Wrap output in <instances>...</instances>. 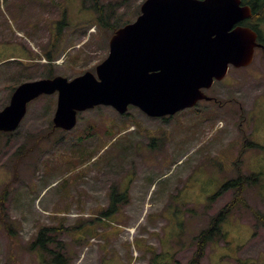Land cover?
I'll return each instance as SVG.
<instances>
[{
    "label": "rangeland",
    "instance_id": "rangeland-1",
    "mask_svg": "<svg viewBox=\"0 0 264 264\" xmlns=\"http://www.w3.org/2000/svg\"><path fill=\"white\" fill-rule=\"evenodd\" d=\"M97 2L0 0V110L48 65L69 78L96 72L115 28L134 22L144 0ZM208 93L218 100L161 117L96 105L68 131L53 126L57 93L32 100L16 130L0 131V264H55L58 248L67 264H191L200 237L196 264H264V50ZM241 172L255 175L249 206L215 222L237 190L218 192ZM115 187L127 202L104 217ZM51 226L49 250H30Z\"/></svg>",
    "mask_w": 264,
    "mask_h": 264
},
{
    "label": "water",
    "instance_id": "water-1",
    "mask_svg": "<svg viewBox=\"0 0 264 264\" xmlns=\"http://www.w3.org/2000/svg\"><path fill=\"white\" fill-rule=\"evenodd\" d=\"M251 16L242 0H145L137 19L115 31L96 73L21 83L0 110V131L16 130L32 100L55 92L54 123L64 129L76 126L79 111L100 104L120 113L135 105L159 117L210 99L203 88L230 65H249L264 46L255 29L240 24Z\"/></svg>",
    "mask_w": 264,
    "mask_h": 264
},
{
    "label": "trees",
    "instance_id": "trees-1",
    "mask_svg": "<svg viewBox=\"0 0 264 264\" xmlns=\"http://www.w3.org/2000/svg\"><path fill=\"white\" fill-rule=\"evenodd\" d=\"M95 1L98 4V2H97L98 0H95ZM250 5L253 8V17L250 18V19H248V20H246L244 22V24L247 25V26L252 27L256 31H258L259 34H261V31L258 28L259 22H257V20L258 21H264V0H251L250 1ZM100 8H99V11H100L99 19H100V21L102 20V21L106 22L103 14H102V10H100ZM113 28H114V26H113ZM118 28L119 27H116L115 28V31ZM261 41H263V40L261 39ZM47 57L49 58L48 60L50 62L53 61V57L52 56H48L47 55ZM48 66L49 67H47V69H48L47 70L48 71V76L47 77H54L55 76V73H54V70H53L54 69L53 66L52 65H48ZM54 129H55V127H54ZM253 145H256V144H253ZM257 146H259V145H257ZM243 152L241 154H243ZM254 176H255L254 174L248 175V174H245V173L241 172L238 178L232 179V180L228 181L220 189V191L218 192V195L222 194L225 190H228V189H231V188L236 189L237 190V193H236L234 199L229 204H227L225 208H223L221 211H219V213L214 218V221L215 222L218 219L224 218L234 208V206L237 203H240V201L243 202L245 205L249 206V203L244 198L245 196L243 195V192H244L245 184L248 183V182H250V181H252V179L254 178ZM7 190L8 189L6 188V190L4 192V195H3L4 196L3 197L4 199L6 198V192H7ZM126 202H127V193L120 192L117 187L113 188V190L111 192V195H110V204L107 207V209L103 212V216L106 217L107 215H109V214H111L113 212H118L119 206L122 205V204H124V203H126ZM5 224H6L7 228H10L11 227L6 222H5ZM210 225H212V224H210ZM57 229H59V228L58 227H55V226L42 228L39 231V233L36 236V238L34 239V241L28 246V248L30 250H36L38 248L39 249H44V250H49L48 246H49V243H51L53 237H52V235H48V230H57ZM73 229H76V227H73ZM206 232L210 233V229H205L204 232H202V233L204 234ZM206 241L207 240L204 237L203 238H201V237L198 238L199 247H198L197 252L194 255V262L191 263V264L198 263L200 261L201 257L204 255V248H205V242ZM59 249L60 248L55 249V250L54 249H51V253L53 254V257H52L51 261L53 263H55V264H67V262L69 261V257H67L66 255H64L63 253H61L59 251Z\"/></svg>",
    "mask_w": 264,
    "mask_h": 264
},
{
    "label": "flooded vegetation",
    "instance_id": "flooded-vegetation-1",
    "mask_svg": "<svg viewBox=\"0 0 264 264\" xmlns=\"http://www.w3.org/2000/svg\"><path fill=\"white\" fill-rule=\"evenodd\" d=\"M250 1L251 0H242V5H248L251 9H252V12H253V8H252V6L250 5ZM251 17H253V13H252V16ZM250 18V17H249ZM249 18H246V19H244L242 22H240V24L241 23H244L247 19H249ZM262 49H264V48H262ZM49 62V61H48ZM226 77V76H225ZM224 77V78H225ZM215 80H220V79H217V78H215ZM215 80H214V82H215ZM211 87V86H210ZM210 87H207V88H203L202 90L204 91V93L206 94V95H209L211 98L209 99V100H215V101H217L218 100V98L217 97H215V96H212V95H210L209 93H208V89L210 88ZM203 99H205V98H203ZM201 100V99H200ZM200 100H198V102L200 101ZM197 102V103H198ZM130 107V106H129ZM135 107H137V106H135ZM138 108V107H137ZM79 112H81V111H79ZM78 112V113H79ZM55 116V115H54ZM53 125H54V127H55V129H61V128H58V127H56L55 126V124H54V117H53ZM66 131H68V130H66Z\"/></svg>",
    "mask_w": 264,
    "mask_h": 264
}]
</instances>
